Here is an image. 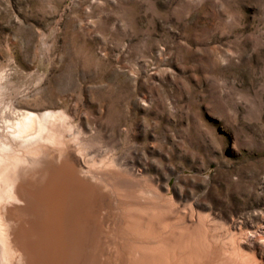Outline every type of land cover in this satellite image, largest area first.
I'll list each match as a JSON object with an SVG mask.
<instances>
[{
  "label": "rangeland",
  "instance_id": "374dc122",
  "mask_svg": "<svg viewBox=\"0 0 264 264\" xmlns=\"http://www.w3.org/2000/svg\"><path fill=\"white\" fill-rule=\"evenodd\" d=\"M46 109L203 219L209 264H264V0H0V141Z\"/></svg>",
  "mask_w": 264,
  "mask_h": 264
},
{
  "label": "bare ground",
  "instance_id": "6f19581e",
  "mask_svg": "<svg viewBox=\"0 0 264 264\" xmlns=\"http://www.w3.org/2000/svg\"><path fill=\"white\" fill-rule=\"evenodd\" d=\"M16 113L0 141V264H209L203 219L171 221L140 169L96 167L61 111Z\"/></svg>",
  "mask_w": 264,
  "mask_h": 264
}]
</instances>
